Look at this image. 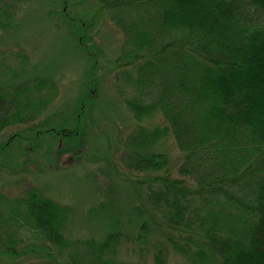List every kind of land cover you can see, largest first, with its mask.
Returning <instances> with one entry per match:
<instances>
[{"label": "rangeland", "instance_id": "rangeland-1", "mask_svg": "<svg viewBox=\"0 0 264 264\" xmlns=\"http://www.w3.org/2000/svg\"><path fill=\"white\" fill-rule=\"evenodd\" d=\"M0 20L6 23L0 26V90L13 92L23 84L33 89L40 81L43 93L52 94L35 126H13L0 134V264H75L80 258L83 264L102 260L154 264L157 257L167 264L196 263V251L208 249L210 228L204 233L199 223L188 239L158 232V226L156 232L142 237L141 226L156 223L153 213L160 223L169 217L164 204L156 213L148 185L138 187L137 180L145 179L146 173L137 177L129 164L141 152L163 155L166 166L153 176L164 174L183 182L185 188L198 189L187 175L190 164L184 163L185 153L192 155L191 150L177 145L168 119L187 120V111L179 118L173 103L166 102V107L173 108L171 113L162 103L155 104L165 76L142 77L137 64H118L123 36L96 0H0ZM168 79L166 89L173 85ZM201 81L194 79L193 84L220 101L217 92L208 93L210 89ZM168 94L172 96L171 88ZM86 99L81 135L64 150L58 134L48 129L76 127ZM138 105L145 113L136 112ZM214 111L201 116L214 119ZM150 132L156 135L152 146L141 149L151 141ZM15 135L18 138L9 143ZM232 137L236 147L240 142V149L251 148L236 131L228 134L227 144ZM142 196L148 197L149 206ZM194 208L201 205L191 203L190 210ZM42 209L55 213L58 221L52 223H58L54 225L62 242L55 235L42 236ZM238 220L232 229L222 219L206 224H220L217 237L238 238L247 231ZM112 232L121 233L120 249L96 250Z\"/></svg>", "mask_w": 264, "mask_h": 264}, {"label": "trees", "instance_id": "trees-1", "mask_svg": "<svg viewBox=\"0 0 264 264\" xmlns=\"http://www.w3.org/2000/svg\"><path fill=\"white\" fill-rule=\"evenodd\" d=\"M96 1L110 24L123 36L118 64H137L142 77L165 76L163 92L155 104L162 103L171 113L173 108L166 107V102L173 103L177 106L176 116L180 118L186 111L188 116L187 120L186 117L168 119L177 145L191 150L192 155L185 153L184 163L190 164L187 175L197 183V190L185 188L181 186L183 182H174L164 174L153 176L166 166L163 155L141 152L135 161L130 160L129 164L135 168L131 170L133 174L141 177L146 173L145 179L137 180L138 187L148 185L156 213H161L159 207L164 204L169 217L168 222L160 223L153 213L156 223L141 226V236L145 238L151 231L156 232L158 226V232L190 236L189 231L196 230L200 223L204 233L210 228L205 242L208 252L197 250L193 257L196 263L184 264H264V177L256 180L264 173V0ZM5 24L0 20V26ZM168 78L173 82L172 96L168 94L170 88H165ZM194 79H201L210 89L208 93L217 92L220 101L197 89ZM41 85L39 81L33 89L23 84L13 92L0 90V134L13 126L37 124L52 96L43 93ZM84 104L87 105V99L78 111L76 127L48 129L58 134L64 150L81 135ZM212 109L217 114L214 119L203 117L202 113ZM136 112L141 115L145 109L138 105ZM231 131H236L240 139L247 138L244 145L250 142L252 150L240 149V142L236 147L233 137L232 143L227 144ZM150 133L151 141L140 146L141 149L152 146V137L156 135ZM17 138L18 135L11 137L9 143ZM189 185L193 184L189 182ZM185 194L190 197H183ZM141 198L149 206L148 197ZM188 203H199L201 208L191 211ZM49 212L42 209V236L55 235L62 242L64 239L54 225L58 223H52L58 221L56 215ZM236 218L238 223H245L247 230L238 238L217 237L215 232L220 224L217 227L206 224L222 219L229 221L232 229ZM119 234L109 233L95 249L103 252L120 249ZM153 262L167 264L161 257ZM83 263L80 258L75 264ZM99 264L110 263L102 260ZM111 264L147 263L143 260Z\"/></svg>", "mask_w": 264, "mask_h": 264}]
</instances>
